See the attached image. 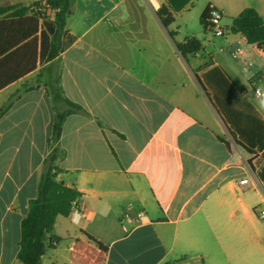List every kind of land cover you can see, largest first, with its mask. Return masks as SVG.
Segmentation results:
<instances>
[{
	"label": "crops",
	"instance_id": "1",
	"mask_svg": "<svg viewBox=\"0 0 264 264\" xmlns=\"http://www.w3.org/2000/svg\"><path fill=\"white\" fill-rule=\"evenodd\" d=\"M194 5L166 27L150 0H75L50 62L51 9L0 17V111L11 103L0 117V264H22V222L54 125L45 82L59 74L87 112L69 115L60 139L58 179L80 196L41 264H74L82 230L109 247L106 264H264V111L253 103L264 52L229 31L246 8L264 19V0H205L200 18L211 6L231 16L224 36L189 27ZM190 37L203 48L183 56Z\"/></svg>",
	"mask_w": 264,
	"mask_h": 264
},
{
	"label": "trees",
	"instance_id": "2",
	"mask_svg": "<svg viewBox=\"0 0 264 264\" xmlns=\"http://www.w3.org/2000/svg\"><path fill=\"white\" fill-rule=\"evenodd\" d=\"M193 0H167L159 9L158 16L164 26L169 27L175 22L176 16L182 12ZM44 8L53 11L54 33L51 40L48 62L55 60L62 49V37L65 33L70 0H48L44 6L40 1L34 0L31 6L19 5L0 7V17L23 16L34 13L38 18H44ZM36 9V10H35ZM210 7L206 8L200 18V23L205 30L210 25ZM36 22L37 20L34 19ZM232 34L244 36L248 43L256 44L260 49L264 45V19L254 8L244 9L237 17L233 18L229 28ZM203 48L202 41L190 37L178 44V49L183 56L194 55ZM4 50H0V54ZM48 95L54 108V125L52 136L49 140L50 153L45 159L40 171L38 195L29 203L28 215L22 222V237L18 260L22 264H41L42 258L49 248H54L62 241L58 236L49 237L54 231L56 220L59 216L68 217L80 193L68 187L58 179L61 172L60 162L66 152L60 146L63 125L66 118L75 113L87 114L79 104L66 97L61 76L53 75L45 82ZM11 103L0 111V117L10 108ZM235 137V134H233ZM228 147L230 144L223 140ZM81 237L75 240L71 259L74 264H106L109 247L97 240L91 234L82 230ZM164 264H175L166 262Z\"/></svg>",
	"mask_w": 264,
	"mask_h": 264
},
{
	"label": "built area",
	"instance_id": "3",
	"mask_svg": "<svg viewBox=\"0 0 264 264\" xmlns=\"http://www.w3.org/2000/svg\"><path fill=\"white\" fill-rule=\"evenodd\" d=\"M213 13H215L216 15L213 16L212 15ZM223 17H224V15H223L221 10H219L218 8H216L214 6L210 7V15H209L210 25H209L208 29L211 32H213V34L216 36H224L225 35V29L222 26ZM261 50L264 52V45L261 48ZM239 185H240V187H242L244 189H249L250 187H252V183L250 181V178H244V179L240 180ZM81 213L83 216L86 215L84 210H82ZM257 214H258V217L260 219L264 220V206L257 209ZM144 215H145L144 212H138L134 218L140 219V218L144 217ZM126 217H130V216H128V214H126Z\"/></svg>",
	"mask_w": 264,
	"mask_h": 264
},
{
	"label": "clouds",
	"instance_id": "4",
	"mask_svg": "<svg viewBox=\"0 0 264 264\" xmlns=\"http://www.w3.org/2000/svg\"><path fill=\"white\" fill-rule=\"evenodd\" d=\"M150 3L151 5L153 6V8L155 10H159L160 7H161V4L159 2V0H150ZM213 16H215L216 14L213 13L212 14ZM215 22V21H214ZM253 103H254V106L260 110V111H264V86L262 87H258L256 90H255V95L253 96ZM110 210V209H109ZM103 215H106L107 214V211H102ZM80 221H81V216L79 213H74L72 215V223L75 224V225H79L80 224Z\"/></svg>",
	"mask_w": 264,
	"mask_h": 264
},
{
	"label": "rangeland",
	"instance_id": "5",
	"mask_svg": "<svg viewBox=\"0 0 264 264\" xmlns=\"http://www.w3.org/2000/svg\"><path fill=\"white\" fill-rule=\"evenodd\" d=\"M194 9L191 11V16L192 18H189L187 19V23L189 25V27L193 28V27H199L200 26V14L202 9H203V6L205 5V0H194ZM190 9H192V7H190ZM199 11V12H198ZM197 12V14H196ZM236 13V12H235ZM233 15H236V14H233ZM231 16H227L225 19L223 17V21H222V26L224 27L225 29V25H229L231 24ZM234 17H237V16H234Z\"/></svg>",
	"mask_w": 264,
	"mask_h": 264
},
{
	"label": "water",
	"instance_id": "6",
	"mask_svg": "<svg viewBox=\"0 0 264 264\" xmlns=\"http://www.w3.org/2000/svg\"><path fill=\"white\" fill-rule=\"evenodd\" d=\"M74 1L75 0H70V9H69V14H71V12H72V6H73V4H74Z\"/></svg>",
	"mask_w": 264,
	"mask_h": 264
}]
</instances>
